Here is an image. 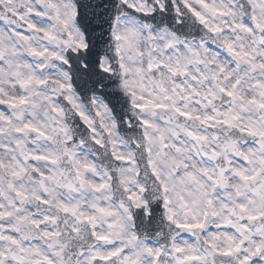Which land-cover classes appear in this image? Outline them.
Instances as JSON below:
<instances>
[{
	"label": "clouds",
	"instance_id": "obj_1",
	"mask_svg": "<svg viewBox=\"0 0 264 264\" xmlns=\"http://www.w3.org/2000/svg\"><path fill=\"white\" fill-rule=\"evenodd\" d=\"M0 264H264V0H0Z\"/></svg>",
	"mask_w": 264,
	"mask_h": 264
}]
</instances>
